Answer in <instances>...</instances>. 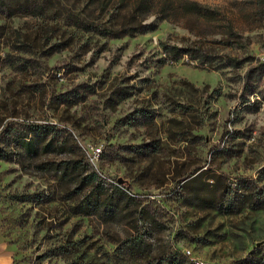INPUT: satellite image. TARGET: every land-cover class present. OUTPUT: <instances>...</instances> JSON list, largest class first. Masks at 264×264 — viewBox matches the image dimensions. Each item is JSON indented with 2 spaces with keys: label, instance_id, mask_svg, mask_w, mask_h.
I'll return each instance as SVG.
<instances>
[{
  "label": "rangeland",
  "instance_id": "obj_1",
  "mask_svg": "<svg viewBox=\"0 0 264 264\" xmlns=\"http://www.w3.org/2000/svg\"><path fill=\"white\" fill-rule=\"evenodd\" d=\"M262 197L264 0H0L13 264H264Z\"/></svg>",
  "mask_w": 264,
  "mask_h": 264
},
{
  "label": "trees",
  "instance_id": "obj_2",
  "mask_svg": "<svg viewBox=\"0 0 264 264\" xmlns=\"http://www.w3.org/2000/svg\"><path fill=\"white\" fill-rule=\"evenodd\" d=\"M206 59V58H205ZM250 76V73L248 74V77ZM248 95H255L256 94V89L255 88H250L247 92ZM246 102V101H244ZM35 151V150H34ZM262 202H264V197L261 199ZM192 264L191 262L188 261H179L177 260V257L174 254H169L167 257H162L161 263L163 264Z\"/></svg>",
  "mask_w": 264,
  "mask_h": 264
},
{
  "label": "crops",
  "instance_id": "obj_3",
  "mask_svg": "<svg viewBox=\"0 0 264 264\" xmlns=\"http://www.w3.org/2000/svg\"><path fill=\"white\" fill-rule=\"evenodd\" d=\"M0 264H13V256L8 246L0 241Z\"/></svg>",
  "mask_w": 264,
  "mask_h": 264
}]
</instances>
